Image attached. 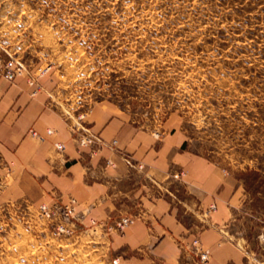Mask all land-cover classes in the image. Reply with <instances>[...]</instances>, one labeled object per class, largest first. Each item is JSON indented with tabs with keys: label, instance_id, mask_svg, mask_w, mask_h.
Returning <instances> with one entry per match:
<instances>
[{
	"label": "rangeland",
	"instance_id": "obj_1",
	"mask_svg": "<svg viewBox=\"0 0 264 264\" xmlns=\"http://www.w3.org/2000/svg\"><path fill=\"white\" fill-rule=\"evenodd\" d=\"M0 52L45 83L70 132L101 104L157 138L175 126L185 150L235 179L224 235L243 264H264V0H0ZM15 168L0 158V264H123L113 250L123 233L67 222L69 233L51 234L36 215L44 200L13 194ZM127 185L113 187L108 214L138 216Z\"/></svg>",
	"mask_w": 264,
	"mask_h": 264
},
{
	"label": "crops",
	"instance_id": "obj_2",
	"mask_svg": "<svg viewBox=\"0 0 264 264\" xmlns=\"http://www.w3.org/2000/svg\"><path fill=\"white\" fill-rule=\"evenodd\" d=\"M31 74L26 71L13 82L0 74V158L16 166L13 194L22 190L43 203L73 196L79 209L90 206L91 216L104 218L117 210L113 187L125 181L124 195L138 197L140 208L137 220L113 241L123 264H188L186 249L194 235L211 250L209 264H243L242 248L224 235L240 202L233 177L185 150L175 126L157 138L155 129L136 126L102 104L91 112L87 130L116 143L93 157L87 148L78 153L68 123L48 102L47 86L40 80L31 85ZM48 128L56 129V136H46ZM54 140L64 142L63 153L54 149ZM178 182L185 194L179 193ZM211 205L215 208L206 218Z\"/></svg>",
	"mask_w": 264,
	"mask_h": 264
},
{
	"label": "built area",
	"instance_id": "obj_3",
	"mask_svg": "<svg viewBox=\"0 0 264 264\" xmlns=\"http://www.w3.org/2000/svg\"><path fill=\"white\" fill-rule=\"evenodd\" d=\"M25 68L26 67L22 62L16 61L12 57L6 58L0 52V74L8 81L13 82L18 76H21L24 73ZM46 71L47 68H42L39 73L42 75ZM30 83L33 85V79H30ZM84 117L85 114L78 115L76 117L78 122L77 125L71 127V134L74 136L73 140L78 153L85 152L84 149L87 148V155L93 157L100 149H102V147L116 143V140L107 143L99 136L90 133L82 125V123H84ZM31 134L43 140L45 135L56 136L57 130L48 128L45 131V135L36 131H31ZM53 147L59 153H63L65 150V144L60 140H54ZM106 163L107 165L114 166V163L111 160H107ZM137 168L141 169L142 165H138ZM89 207L90 206L79 209L77 199L70 196L66 202L54 201L52 203H40L36 207V215L42 220L54 223L53 228L50 231L51 234L69 233L71 230L69 229L67 222H70L71 224H78L85 233L100 229L108 238L123 233L124 230L132 225L138 217L131 213H113L108 214L105 218L97 219L90 215ZM214 208L215 206L211 205L209 211ZM209 211H205V214L209 213ZM85 218L88 221L87 226L83 225V219ZM187 246L191 255L188 264H209L211 251L209 248L204 247L201 244V241L197 236H194ZM113 262L117 264L118 258H115Z\"/></svg>",
	"mask_w": 264,
	"mask_h": 264
}]
</instances>
